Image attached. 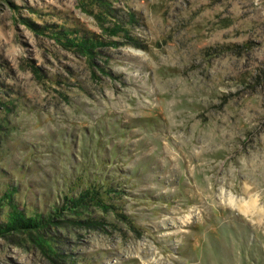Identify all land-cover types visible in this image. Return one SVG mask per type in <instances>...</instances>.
Returning a JSON list of instances; mask_svg holds the SVG:
<instances>
[{
	"label": "rangeland",
	"instance_id": "rangeland-1",
	"mask_svg": "<svg viewBox=\"0 0 264 264\" xmlns=\"http://www.w3.org/2000/svg\"><path fill=\"white\" fill-rule=\"evenodd\" d=\"M15 210L0 264H264V0H0Z\"/></svg>",
	"mask_w": 264,
	"mask_h": 264
},
{
	"label": "trees",
	"instance_id": "trees-1",
	"mask_svg": "<svg viewBox=\"0 0 264 264\" xmlns=\"http://www.w3.org/2000/svg\"><path fill=\"white\" fill-rule=\"evenodd\" d=\"M77 202H79V200ZM73 205L76 204L72 203V206ZM43 223L44 221L41 220L40 216L36 218H26L23 213L15 210V212L7 216L6 222L0 224V235L10 233L35 235L41 232L40 227Z\"/></svg>",
	"mask_w": 264,
	"mask_h": 264
},
{
	"label": "bare ground",
	"instance_id": "bare-ground-1",
	"mask_svg": "<svg viewBox=\"0 0 264 264\" xmlns=\"http://www.w3.org/2000/svg\"><path fill=\"white\" fill-rule=\"evenodd\" d=\"M241 201L242 200H237V198L233 197L231 194H229L227 198V202L231 207L245 215L249 212L253 215L259 212L261 213V210L257 208L255 204V200L249 199L248 201H244V203H241Z\"/></svg>",
	"mask_w": 264,
	"mask_h": 264
}]
</instances>
